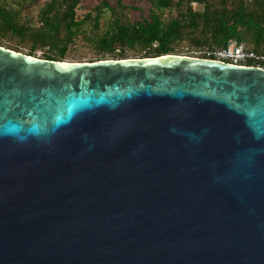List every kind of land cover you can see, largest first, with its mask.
<instances>
[{
  "label": "water",
  "instance_id": "water-1",
  "mask_svg": "<svg viewBox=\"0 0 264 264\" xmlns=\"http://www.w3.org/2000/svg\"><path fill=\"white\" fill-rule=\"evenodd\" d=\"M0 264H264V68L0 45Z\"/></svg>",
  "mask_w": 264,
  "mask_h": 264
},
{
  "label": "trees",
  "instance_id": "trees-1",
  "mask_svg": "<svg viewBox=\"0 0 264 264\" xmlns=\"http://www.w3.org/2000/svg\"><path fill=\"white\" fill-rule=\"evenodd\" d=\"M80 1H48L42 9L41 23L37 26L23 20L19 10L0 2V45H4L2 37L5 34H10L11 37L19 36V42H32L30 52L27 54L36 56L35 51L38 48L48 46L54 51L46 53L44 58L63 60L69 44L83 22L77 15ZM148 2L155 3L162 9L175 8L178 15L172 17L166 26L156 15L133 21H117L115 31H107L96 39V45L103 54L99 59L106 58L107 53L113 54L117 44L122 46L118 58H127L124 47L141 46L147 49V55L143 57L174 53L175 42L186 38L187 30L192 32V40L203 50L204 58H213L208 52L227 47L231 40L245 44L249 41L252 46L246 45L250 49L264 53V0H148ZM102 3L103 7L112 8L108 0H103ZM194 3L201 5L202 9H196ZM119 4L122 5L121 0ZM99 24L100 14L97 13L95 26L98 28Z\"/></svg>",
  "mask_w": 264,
  "mask_h": 264
},
{
  "label": "rangeland",
  "instance_id": "rangeland-1",
  "mask_svg": "<svg viewBox=\"0 0 264 264\" xmlns=\"http://www.w3.org/2000/svg\"><path fill=\"white\" fill-rule=\"evenodd\" d=\"M50 0H0L7 5L19 10L22 14V19L28 23L37 26L40 25L41 13L45 4ZM103 0H81L77 7L78 18L83 22L79 26L77 33L75 34L72 42L69 44V48L63 60L67 61H94L103 57L99 47H97L96 39L107 33V31H115V25L117 21H133L135 19H143L145 17H151L156 15L162 19L164 26L168 21L178 15V11L175 8H159L157 4L150 3L148 0H121L122 5L119 4V0H108L112 6L103 7ZM128 5V6H126ZM196 9H202L201 5L194 3ZM101 9V10H100ZM97 13L100 14V24L97 28L95 26V17ZM2 44L21 50L24 53L30 52L32 42L24 41L19 42L20 37H11L10 34H5L2 37ZM192 32L187 30L186 38L177 40L175 42L174 53L185 54L190 56L202 57L203 50L199 48V45L192 40ZM247 45L252 46L251 42H246ZM125 57H143L147 55V49L137 46L136 48H127ZM122 50V46L117 44V49L113 54L107 53L106 58H116L119 56V51ZM54 49L50 47H40L35 51L36 56L44 58L46 53H53Z\"/></svg>",
  "mask_w": 264,
  "mask_h": 264
},
{
  "label": "built area",
  "instance_id": "built-area-1",
  "mask_svg": "<svg viewBox=\"0 0 264 264\" xmlns=\"http://www.w3.org/2000/svg\"><path fill=\"white\" fill-rule=\"evenodd\" d=\"M213 59L226 61L236 65H252L264 68V53L250 49L245 43L231 40L224 48L208 52Z\"/></svg>",
  "mask_w": 264,
  "mask_h": 264
}]
</instances>
